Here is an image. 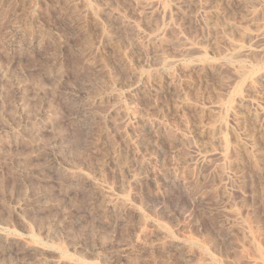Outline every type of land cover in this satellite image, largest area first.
<instances>
[{"label": "rangeland", "instance_id": "374dc122", "mask_svg": "<svg viewBox=\"0 0 264 264\" xmlns=\"http://www.w3.org/2000/svg\"><path fill=\"white\" fill-rule=\"evenodd\" d=\"M0 233V264H264V0H0Z\"/></svg>", "mask_w": 264, "mask_h": 264}, {"label": "bare ground", "instance_id": "6f19581e", "mask_svg": "<svg viewBox=\"0 0 264 264\" xmlns=\"http://www.w3.org/2000/svg\"><path fill=\"white\" fill-rule=\"evenodd\" d=\"M101 196H100V198L99 199H97V200H95V201H101V202H104V205L105 206H110L112 203V195H111V192H109L108 190H106V189H103L102 188V190H101ZM96 202H94V204H95ZM124 203V205L125 206H128L127 205V203L124 201L123 202ZM0 239H3L4 241H5V243L6 242H8L9 240H10V238L8 237V236H5L4 234H2V233H0ZM32 258V257H31ZM30 258V259H31ZM39 260V259H38ZM39 262H41V261H39ZM54 264H61V262H59V261H57V262H53ZM67 264H72V263H67Z\"/></svg>", "mask_w": 264, "mask_h": 264}]
</instances>
